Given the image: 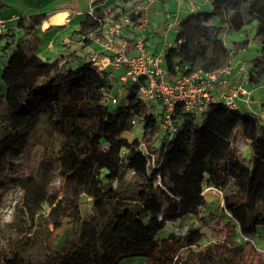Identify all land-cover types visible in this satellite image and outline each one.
Instances as JSON below:
<instances>
[{"label":"trees","instance_id":"1","mask_svg":"<svg viewBox=\"0 0 264 264\" xmlns=\"http://www.w3.org/2000/svg\"><path fill=\"white\" fill-rule=\"evenodd\" d=\"M136 5L92 0L75 31L81 47L54 59L36 53L37 31L50 13L4 18L0 49L9 52L0 77V180L20 194V224L0 246V264H121L133 257L144 264H243L264 239V111L219 100L187 112L176 103L167 119L159 96L148 101L139 93L145 78L120 84L119 71L98 72L91 53H83L93 48L106 16L141 22ZM218 22L237 32L250 26L249 33L230 49ZM250 43L256 55L245 64L247 88L262 89L264 99V0H212L210 10L181 18L162 68L167 79L231 69ZM213 119L226 132L211 147L202 140L210 138ZM137 123L139 139L121 137ZM30 154L34 163L26 171L21 162ZM205 190L220 193L231 232L219 239L208 227L216 236L200 244L204 234L193 224H203ZM154 200L159 226L187 220L183 234L159 239L153 221L143 222Z\"/></svg>","mask_w":264,"mask_h":264},{"label":"rangeland","instance_id":"2","mask_svg":"<svg viewBox=\"0 0 264 264\" xmlns=\"http://www.w3.org/2000/svg\"><path fill=\"white\" fill-rule=\"evenodd\" d=\"M112 0H108L107 2H111ZM91 0H0V15L1 16H10L12 14H18L20 12H23L25 14H35L38 12H45L51 9H60V8H66L72 10L74 13L78 12V14H85L87 13V10L90 7ZM195 2H198L197 0ZM247 9H248V3H245L240 8V11L242 15L244 16V19L247 18ZM210 10V7L209 9ZM78 18L77 20H74L72 22V28L76 29L78 25ZM157 25V26H156ZM217 25H222V38L224 43L232 49L234 42H241L246 39V36L244 34L245 31L249 33L250 26H246L244 28V31L237 32L234 30H230L226 27L224 23L220 24L218 22ZM150 26L152 28L154 27H160V30L162 31L163 21L157 20L156 22L150 21ZM67 32V31H66ZM66 32L60 33L56 29L52 28L49 30V38L51 39L54 36L58 37L61 40L62 36L67 34ZM72 33V32H70ZM77 37V35L75 36ZM250 38V37H249ZM57 39V40H59ZM5 44V40L2 39L0 41V46H3ZM255 45L253 43H250L248 48H245L243 51L240 52V54H236L232 60V63H236V61H245L248 63V60L251 59L256 55V49L254 48ZM90 49V48H89ZM91 50V49H90ZM9 51H4L0 49V77L2 68L4 66V63L6 62L7 55ZM41 55V53H40ZM42 59H53V57L41 55ZM248 68V65L246 66ZM231 73V70H230ZM118 73L115 74L117 76ZM252 90L251 94L252 97L248 96V98H245L242 101V105L245 106L247 110L253 111V112H263L264 111V99L262 94V89H258L256 91ZM141 128L142 125L140 123H137L136 125L132 126L129 131H126L122 134V138L131 141L135 138H140L141 136ZM226 132L225 130V124L220 122V120H212L211 128L209 132V137L207 139L202 140L203 144L209 143L210 146H215L218 140V137L223 135ZM239 142V145L242 146ZM211 146V147H212ZM34 159L33 155L30 154L29 156L25 157V160L21 162V166H24L26 171H29L30 168L33 167ZM21 174H16L13 178L19 177ZM58 185V184H57ZM205 196V205L202 207V216H203V224H198L197 222H194L193 227L194 228H200L201 232L204 234L203 238L200 241V244H204L208 241L209 238L214 237L215 234L212 235L211 231L208 230L209 228L217 231L219 234V239H223L225 234L227 232H231V229L229 226L225 225L230 223L229 219L223 214L221 211L222 202H221V196L220 193L213 190H205L204 191ZM20 198V194L14 190L11 186V182H9L6 179L0 180V246L3 245L4 241L7 239L8 236H12V232H17V225L20 224L19 221L16 220V214L18 212L15 210L17 206L18 199ZM156 200L152 201L151 204H149V211H146L143 216V222L145 224H149V221H153V225L157 227L158 234L157 238L164 239L166 238L170 233H178L183 234L186 231V221H177L172 223L164 224L163 227L159 226V224L156 222ZM82 212L86 215L90 211V206L88 203L82 204L81 206ZM209 227V228H208ZM70 234H74L73 229L68 228L67 229ZM66 237L65 232L61 234L59 242L61 243L64 238ZM233 238L235 240L239 239V236L237 233H233ZM256 247L257 249L254 250L252 253H250L244 260L243 264H262L264 262V239H260L256 241ZM121 264H144L143 259L140 257H133V258H126L121 261Z\"/></svg>","mask_w":264,"mask_h":264},{"label":"built area","instance_id":"3","mask_svg":"<svg viewBox=\"0 0 264 264\" xmlns=\"http://www.w3.org/2000/svg\"><path fill=\"white\" fill-rule=\"evenodd\" d=\"M152 1L148 0L149 3ZM144 8V5L137 4L134 10L142 12ZM6 22L0 18V32ZM145 22L142 18L141 22L135 23L129 16L119 20L113 15L104 18L101 35L94 40L98 50L89 55V61L98 72L119 71L120 84L145 78V85L138 88L139 93L148 101L159 96L166 107L167 119L176 103H181L187 112H199L206 109L209 103L219 100L227 107L235 108L239 101L251 96L243 65L237 70L240 81L232 85L228 83L230 68L215 73L197 72L181 79H167L162 68L163 56H149L147 53ZM127 30L133 35L132 46L121 38Z\"/></svg>","mask_w":264,"mask_h":264},{"label":"crops","instance_id":"4","mask_svg":"<svg viewBox=\"0 0 264 264\" xmlns=\"http://www.w3.org/2000/svg\"><path fill=\"white\" fill-rule=\"evenodd\" d=\"M195 1L196 0H153L151 3H149L148 0H133L134 4H141L145 6L144 10L142 11V15L146 21L144 35L148 41V46L146 49L149 56H163L166 50L168 49L167 47L173 44L174 36L178 30L179 20L194 12L208 11L212 0H197L198 2ZM0 6L4 5L2 4ZM89 10L90 7L87 12ZM41 13L50 14L42 22L40 28L37 31V36L40 39V43L36 52L37 54L40 55L41 53V55L53 57L54 59L59 57L60 53L63 52L65 49L75 48L77 50L81 47L82 42L80 41V36L75 33L76 29L78 28V25L76 29L72 28V22L74 20H77V18L79 21L81 14H78V12L74 13L72 10L66 8L51 9L45 12H38L35 14ZM19 15L21 16L33 14H25L23 12H20L18 14H12L10 16L0 15V18L13 19ZM59 15L63 16L61 19L59 18L58 20ZM161 19L163 21L162 31L160 30V27L152 28L150 26V21L154 20V22H156L157 20ZM52 28L56 29L60 33H64L67 31V34L63 35L61 40L59 39V36H54L53 38L48 39L49 30ZM76 35L77 37H75ZM121 38L127 41L128 46H132L133 35L129 32V30L123 32ZM92 47L93 48L87 46L83 53H93L98 50V47L95 44H93ZM245 64V61L241 62L239 60L236 61V63L234 64L232 63L231 70H233V72L228 76V83L230 85L238 82L239 76L237 74V70L241 65L245 66ZM239 105H242V101H239Z\"/></svg>","mask_w":264,"mask_h":264},{"label":"bare ground","instance_id":"5","mask_svg":"<svg viewBox=\"0 0 264 264\" xmlns=\"http://www.w3.org/2000/svg\"><path fill=\"white\" fill-rule=\"evenodd\" d=\"M62 16H63V15H59V16H58V20H59V18L61 19V18H62Z\"/></svg>","mask_w":264,"mask_h":264}]
</instances>
